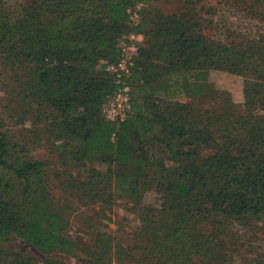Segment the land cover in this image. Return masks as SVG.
Instances as JSON below:
<instances>
[{
  "label": "trees",
  "instance_id": "trees-1",
  "mask_svg": "<svg viewBox=\"0 0 264 264\" xmlns=\"http://www.w3.org/2000/svg\"><path fill=\"white\" fill-rule=\"evenodd\" d=\"M137 1L31 0L10 26L0 6V45L33 66L38 94L66 113L78 154L125 169L118 178L122 195L158 196V208L145 211L140 241L165 252V264H213L226 225L264 217V160L240 156L246 142L264 144V116H239L222 130L215 124L220 117H196L187 104L170 101L203 97L207 70L223 69L249 78L246 106L264 111V54L256 60L252 50L210 43L197 31L193 10L160 22H148L143 13L131 28L127 10ZM132 30L144 37L131 78L132 112L124 122L107 121L102 107L115 83L101 62L116 59L119 41ZM0 170L21 180L29 197L42 196L22 212L8 200V180L0 179V264L18 259L6 248L13 236L45 254H74L79 246L62 236L63 218L45 207L44 164L15 154L1 133ZM201 220L210 222L211 232L200 231Z\"/></svg>",
  "mask_w": 264,
  "mask_h": 264
},
{
  "label": "rangeland",
  "instance_id": "rangeland-1",
  "mask_svg": "<svg viewBox=\"0 0 264 264\" xmlns=\"http://www.w3.org/2000/svg\"><path fill=\"white\" fill-rule=\"evenodd\" d=\"M30 1L3 0L0 6L9 26L21 19ZM191 10L197 31L210 43L215 40L252 50L256 60L264 54V0H147L143 2L142 15L148 22H160L166 16L186 15ZM15 34L13 40L17 41L19 34ZM248 75L257 78L252 73ZM205 79L208 92L203 97L170 102L187 104L196 117H220L215 124L222 130L239 116H264L259 107L246 106L244 92L249 78L212 68L207 70ZM65 118L66 113L56 112L38 94L33 66L21 61L8 45H0V133L15 154L44 164L45 207L63 218L66 230L62 236L79 246L72 255L45 254L13 236L6 248L11 251L10 256L18 254L14 264H43L49 260L64 264H165L168 255L153 251L137 236L144 227L145 211L151 206L158 208V196L146 192L122 195L118 178L126 170L117 164L89 161L78 154L80 147L65 129ZM241 152L240 156H249V161L264 160V144L246 142ZM1 178L8 180L11 187L8 200L22 212L32 208L33 200L42 202V196L29 197L21 180L0 170ZM158 223L160 229L166 224L161 220ZM198 224L202 233L211 232L210 222L201 220ZM226 227L228 230L221 237L224 247L215 249L213 264H264L263 216H252L243 224ZM220 228L223 230V226Z\"/></svg>",
  "mask_w": 264,
  "mask_h": 264
},
{
  "label": "built area",
  "instance_id": "built-area-1",
  "mask_svg": "<svg viewBox=\"0 0 264 264\" xmlns=\"http://www.w3.org/2000/svg\"><path fill=\"white\" fill-rule=\"evenodd\" d=\"M127 11L130 16L129 25L135 29L142 21L143 1L138 0ZM143 39L142 34L132 30L119 41L116 59L102 61L104 71L113 78L115 83L113 94L102 107V115L107 121L124 122L132 112L131 78Z\"/></svg>",
  "mask_w": 264,
  "mask_h": 264
}]
</instances>
